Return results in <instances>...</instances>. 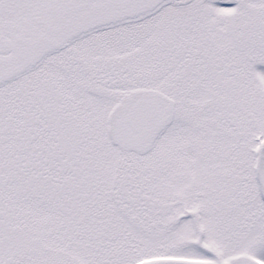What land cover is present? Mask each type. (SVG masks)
Here are the masks:
<instances>
[{"label": "snow or ice", "instance_id": "6c2138e0", "mask_svg": "<svg viewBox=\"0 0 264 264\" xmlns=\"http://www.w3.org/2000/svg\"><path fill=\"white\" fill-rule=\"evenodd\" d=\"M0 264H264V0H0Z\"/></svg>", "mask_w": 264, "mask_h": 264}]
</instances>
